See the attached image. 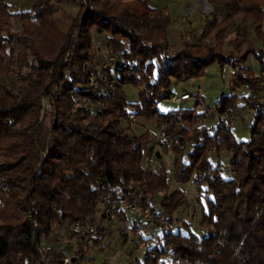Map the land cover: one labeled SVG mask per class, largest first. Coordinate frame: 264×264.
Here are the masks:
<instances>
[{
    "label": "trees",
    "instance_id": "trees-1",
    "mask_svg": "<svg viewBox=\"0 0 264 264\" xmlns=\"http://www.w3.org/2000/svg\"><path fill=\"white\" fill-rule=\"evenodd\" d=\"M10 1L0 0V264H38L44 239L55 243L44 259L48 264H62L68 255L86 258L87 248L105 236L85 248L64 225L94 215L103 192L142 200L150 193L171 221L170 231H153L157 244L138 264H264V104L257 97L263 78L244 64L254 54L264 68V49H255L249 37L253 31L264 47V0H212L224 6V17L209 18L202 39L192 35L176 48L168 39L169 13L144 0H26V7ZM70 4L76 14L67 11ZM237 16L243 36L230 41L237 51L231 61L224 44ZM95 32L108 36L94 43ZM240 43L246 46L239 52ZM101 47L116 55L113 70L103 69ZM167 48L170 55H164ZM226 56L239 85L248 88L242 106L253 111V120L245 141L230 126L205 122L209 111L157 108L173 94V79L202 77ZM15 67L19 76L11 80ZM111 79L116 86L104 98L100 91ZM126 85L138 90L137 101L128 99ZM44 98L49 107L42 111ZM237 106V94L225 95L214 114ZM139 117L170 136L165 151L175 153L177 181L194 176L199 189L206 183L212 192L200 220L205 236L195 234L192 223L175 220L186 196L170 191L167 170L145 175L142 162L157 133L134 132ZM225 151L233 153L228 177ZM157 194L163 196L159 203ZM94 261L88 264H108Z\"/></svg>",
    "mask_w": 264,
    "mask_h": 264
},
{
    "label": "rangeland",
    "instance_id": "rangeland-1",
    "mask_svg": "<svg viewBox=\"0 0 264 264\" xmlns=\"http://www.w3.org/2000/svg\"><path fill=\"white\" fill-rule=\"evenodd\" d=\"M118 1H125V0H118ZM11 2V1H10ZM12 3V2H11ZM12 5L14 7H26L27 1L26 0H15ZM11 10L12 7L10 6ZM67 11L71 13H77L78 7L74 4H70L66 6ZM239 17V16H237ZM236 17V18H237ZM14 29L19 30V24L13 20ZM182 23L180 21H172L168 27V39L171 47H175L173 45L178 44L179 39L181 37L182 31ZM186 28H188L185 25ZM233 27L232 31L233 32ZM235 30V29H234ZM239 25L236 24V32L235 34H228L224 47L226 45H231L230 41L234 40L236 37L243 36L240 33ZM233 35V36H231ZM108 33L102 32L93 33V41L94 43L103 42L106 40ZM242 39V38H240ZM174 42V43H173ZM233 46V45H232ZM246 44L240 43V46L237 48L240 50L245 49ZM234 48V46H233ZM17 51V50H16ZM15 52V51H14ZM17 54V52H16ZM237 54V53H233ZM17 58V57H16ZM244 64L248 67H251L255 73L261 71L262 69V62L256 57L254 54H250L247 59L245 60ZM16 67L14 68L15 71ZM12 74V72H11ZM11 74L9 75L10 77ZM8 77L9 79H13ZM236 77V70L231 62L226 61H215L210 64L206 70L205 74L202 77H193L186 80H172L173 84L170 88L172 93H177L178 95L181 94L182 91H188L191 94V98L184 101L175 102L171 99L162 100L158 103L157 108L162 112H169L172 110H179V109H191L196 108V112H217L216 108L219 103V100L225 96L230 94H237V103L238 106L234 109L235 114V124L232 126V131L235 138L239 141H245L250 138V124L253 120V111L250 110L248 107H243L244 104V97L248 94V88L246 85H235L233 79ZM17 82H20L18 80ZM234 85L236 87H234ZM200 87V88H198ZM125 91L128 94V99L131 101H137L139 98V92L133 85H126ZM45 99V98H44ZM200 100V103L197 102ZM48 102H44L42 105V111L45 108H48L46 105ZM213 117V115H212ZM211 115L203 116L205 122L213 123ZM46 124H48V120H46ZM124 126H127V122L124 123ZM132 129L137 134H143L145 131L149 130L154 134H159L160 126H157L152 119H145L143 117H139L135 123H132ZM169 145V144H168ZM167 145V146H168ZM165 148L161 149V158H156V169L165 168L168 172V183L170 184V191L173 192L175 190L182 191L186 196V202L176 210L174 213L175 220L180 219L187 222L192 223V231L200 237H203L207 234V230L203 229L200 226V220L203 215V209L207 207L208 200L212 198V192L208 189L207 184L203 183L201 189H199L198 183L194 180V176H192L187 181H177L175 177V153L174 151L166 152ZM189 147L187 146L185 150V158H188ZM233 157V153L225 151L221 154V161L224 164V176H230V172L227 170L229 163ZM213 162L218 161V155L212 154L210 156ZM163 196L162 194L155 195L156 201L161 202ZM159 205V204H158ZM160 206V205H159ZM29 216H31L29 214ZM179 221L174 223V228H177ZM107 225H109L107 223ZM133 225L132 218H129L128 222L126 221V226L129 230L130 239L137 242L140 245V248L135 252L136 258L142 262H144L146 253L148 248L157 244V239L153 236L149 229L142 227L141 230L139 228V232L131 228ZM125 227V226H124ZM156 228L158 234H163V229ZM123 230V229H122ZM121 229H115L110 235L105 236L99 244L93 245L89 248L86 253V262L89 263L90 259H95L94 262L96 263H108V264H129L130 262V255L134 251V246L131 240L126 241L124 237H122ZM151 239V240H150ZM53 240L52 239H44L41 242L43 248H51ZM65 244V241H62L61 244ZM55 243H53L54 245ZM63 244V245H64ZM40 245V244H39ZM38 245V247H39ZM66 246V245H65ZM41 248L42 252L46 255L45 258H49L52 255V249L45 251ZM71 251V249H69ZM51 253V255H49ZM41 256V254H40ZM42 258V256H41ZM180 264H189L187 261L183 260L179 262Z\"/></svg>",
    "mask_w": 264,
    "mask_h": 264
},
{
    "label": "built area",
    "instance_id": "built-area-1",
    "mask_svg": "<svg viewBox=\"0 0 264 264\" xmlns=\"http://www.w3.org/2000/svg\"><path fill=\"white\" fill-rule=\"evenodd\" d=\"M241 33V30H240ZM193 36L201 38V32H193ZM100 53L103 55V64L102 67L105 70H113L117 65V57L107 48H100ZM172 50L167 48L164 52V55H170ZM228 58L231 61L237 59L236 54H230ZM12 77L17 78L19 76L18 67L11 74ZM264 78V70L262 72ZM103 80H106L103 77ZM96 77L94 74L90 76V84L95 85ZM116 86V79H111L108 82V85L100 91V95H103L104 98H108ZM192 96L189 93L182 95L172 94L170 99L175 102L184 101L190 99ZM47 102V98L44 99V102ZM49 107V105L46 103ZM213 115L212 120L214 124H222L232 127L235 124V114L232 108H229L227 111L221 114H214V112H207L206 116ZM170 141V136L164 131L161 130L157 136H155L151 146L147 149L144 156L142 165L145 175H148L151 171L156 170V158L157 153L161 151L162 148L167 146ZM152 195L147 193L145 199L140 198H130L125 196H112L110 192H103L100 195L101 205L96 210L95 214L84 220H77L73 223H66L64 226L68 230L74 231L81 238L83 246L87 248L88 245L92 244L94 240L101 236L110 235L115 229H123L121 233L126 241L131 240L129 230L126 226V219L128 215H131L133 219L138 222L142 227H145L149 230H154L156 228L163 229V231H170L172 224L170 219L163 214L157 206L152 202ZM107 223L109 225H107ZM36 224V223H35ZM125 226V227H124ZM134 246V251L130 255L129 264H138V259L136 258L135 252L140 248V245L137 244L134 240H131ZM51 250V248H43V250ZM89 249V248H87ZM86 249V250H87ZM44 250V251H45ZM42 258L45 259L46 255L39 248ZM52 252V251H50ZM51 255V253L49 254ZM75 257V260L73 259ZM62 264H88L85 257H78L73 255H68L64 258Z\"/></svg>",
    "mask_w": 264,
    "mask_h": 264
},
{
    "label": "crops",
    "instance_id": "crops-1",
    "mask_svg": "<svg viewBox=\"0 0 264 264\" xmlns=\"http://www.w3.org/2000/svg\"><path fill=\"white\" fill-rule=\"evenodd\" d=\"M125 1H129V0H125ZM144 1L151 8L166 9L170 15L171 22L172 21L175 22L178 20L182 23H185V25L188 27V28H186L185 25H182V31H181L182 33H181V37L179 39V42H178V44L175 43V45H173V46H175V48L178 46H181L182 44H184L188 41H190V39L193 35V32L197 31V32L202 33L206 27L207 20L209 18H218L219 20H221L224 17V15L226 14L224 6L219 4V3L214 2L212 0H144ZM239 22H241L240 16L235 18L232 21V24L234 25L233 28L235 30L233 29V32H231L230 34H233V35L235 34L236 24H238ZM260 26L262 29H264V22L261 23ZM168 33H169V31H168ZM233 35H231V36H233ZM249 37L254 41V48L255 49H261V50L264 49L262 42L260 41V39L256 36V34L253 31L251 33H249ZM224 50L228 54L237 53V51L233 48L232 45H226L224 47ZM221 61L229 62V61H227V56H226V58L221 59L220 62ZM248 68H251V67H248ZM263 70H264V68H262L261 71L258 72L257 74L259 76H262ZM262 78H263V76H262ZM173 80H175V79H173ZM233 80H234L236 86L240 84V81L237 78V74H236L235 79H233ZM262 80H263L262 88L258 92L257 97H258V100L262 104H264V78ZM172 84H173V81H172ZM235 85H234V87H236ZM198 88H200V87H198ZM185 93H188V91H182L180 95L185 94ZM173 94H177V93H173ZM128 220H127V222H128ZM135 223L138 224V222H135ZM137 226H139V228L141 230L142 226H140L139 224ZM153 231H155V229L150 230V232H152L154 234Z\"/></svg>",
    "mask_w": 264,
    "mask_h": 264
},
{
    "label": "water",
    "instance_id": "water-1",
    "mask_svg": "<svg viewBox=\"0 0 264 264\" xmlns=\"http://www.w3.org/2000/svg\"><path fill=\"white\" fill-rule=\"evenodd\" d=\"M75 260V257L73 258ZM38 264H48L45 260L41 259Z\"/></svg>",
    "mask_w": 264,
    "mask_h": 264
}]
</instances>
